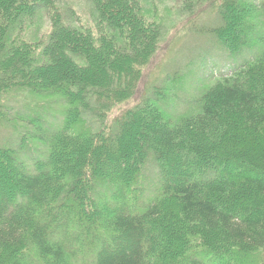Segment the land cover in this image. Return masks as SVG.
<instances>
[{"label": "trees", "instance_id": "1", "mask_svg": "<svg viewBox=\"0 0 264 264\" xmlns=\"http://www.w3.org/2000/svg\"><path fill=\"white\" fill-rule=\"evenodd\" d=\"M139 2L90 0L94 35L68 3L0 0V128L13 135L0 139V264H223L222 247L264 241V166L247 160L264 162V43L246 4L223 0L215 35L257 53L173 116L159 93L123 108L161 34ZM151 165L159 188L132 208Z\"/></svg>", "mask_w": 264, "mask_h": 264}, {"label": "rangeland", "instance_id": "2", "mask_svg": "<svg viewBox=\"0 0 264 264\" xmlns=\"http://www.w3.org/2000/svg\"><path fill=\"white\" fill-rule=\"evenodd\" d=\"M58 1L61 7V2L68 3V6L74 9L76 20H79L80 23L87 22V27L94 32V35L98 34L94 24L91 23L90 0ZM136 1H140L139 9L142 5L139 13L143 14L147 20L157 22V25L161 28V34H159L155 44V51L148 61L143 64L140 75L136 79L134 95L125 106H121H124L123 108L140 102L146 96L155 97L159 93L161 97L164 95L163 100L166 102L164 107L169 110L171 115L179 116L190 110L195 111L198 108L197 98L210 83L212 84L221 77L232 75L257 53L256 49L244 50L239 56H234L223 47L219 36L216 37L215 34H217L218 26L221 23L219 14H221L220 9L223 0ZM237 1L239 3V0ZM240 1L244 3L243 6L246 4L245 7L241 8V17L245 16L244 19H247L250 14L251 20L246 22H251L250 25L253 26V29L256 28V36L253 37L261 36L257 39L259 40L257 43L262 46L261 42L264 43V36H262L264 33L262 30L264 28V11L259 10L258 7L261 0ZM45 27H42L43 30ZM212 30L215 31L212 32ZM260 46L258 45V48ZM20 106L19 103H15V107ZM120 111V108L119 110H112L110 116L108 115L109 118L111 119ZM21 124L18 123V125ZM10 129L0 128V139L12 140L13 135L12 132H9ZM229 151L235 153L234 149L227 150L228 153ZM246 156L242 155L240 159H245ZM248 159L251 161L248 163L250 166H264V162L259 161L260 158L256 159L253 154L247 156ZM252 162L254 163L252 164ZM149 164L151 163L146 165ZM159 185L157 167L151 165L148 171L143 169V175L139 183V186L142 187L139 188L138 198L136 196L132 208H135L137 202L139 204L147 202L155 188H159ZM141 194L143 195L141 196ZM249 196L254 197L252 191L249 192ZM254 203L260 210L263 209L261 207L264 206L256 199ZM177 238L180 239L183 248L179 234H177ZM199 242V239H192L189 249L194 247L198 250L199 247H203L202 243ZM247 246L249 247L247 248ZM183 251L179 249L174 255L178 256ZM203 254L201 248L199 255ZM88 256V258H74V260L77 264L93 263L89 253ZM212 258L213 256L205 259L212 261ZM215 259L216 261L222 259L223 264H264V241L259 245H226L225 249L221 248L220 255L216 256Z\"/></svg>", "mask_w": 264, "mask_h": 264}]
</instances>
